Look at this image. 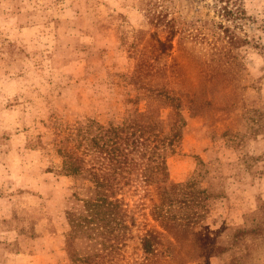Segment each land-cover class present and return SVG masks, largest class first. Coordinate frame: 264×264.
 <instances>
[{
    "label": "rangeland",
    "instance_id": "rangeland-1",
    "mask_svg": "<svg viewBox=\"0 0 264 264\" xmlns=\"http://www.w3.org/2000/svg\"><path fill=\"white\" fill-rule=\"evenodd\" d=\"M218 4L162 0L180 34L165 41L158 63L171 61L179 40L187 47L194 41L203 53L223 43L221 25L247 39L234 49L244 64L237 80L244 87V104L236 110L242 114L239 128L211 139L189 119L166 161L176 182L197 171L198 158L206 162L208 231L223 225L253 230L264 219L253 215L257 199L264 200V0H230L231 17L244 12L230 21L218 13ZM141 8L142 0H0V257L22 249L17 264H41L30 256L36 251L43 264H71L65 211L73 180L60 172L59 140L77 128L94 133L98 124L123 117L134 35L139 30L156 35ZM166 34L158 32L161 40ZM119 197L136 222L115 264H135L142 256L141 235L157 224L141 188L125 187ZM35 223L46 234L36 238V247L28 244ZM260 229L255 241L252 231L235 245L232 260L228 252L209 264H264V225ZM84 234L78 230L76 245Z\"/></svg>",
    "mask_w": 264,
    "mask_h": 264
},
{
    "label": "trees",
    "instance_id": "trees-1",
    "mask_svg": "<svg viewBox=\"0 0 264 264\" xmlns=\"http://www.w3.org/2000/svg\"><path fill=\"white\" fill-rule=\"evenodd\" d=\"M216 1L218 13L226 21L243 16V10H237L231 17L235 12L229 8L230 0ZM161 4L162 0H142V12L156 35L147 30L134 35L136 41L130 45L134 63L121 120L98 124L94 133L77 128L59 140L60 172L73 180L71 205L65 211L69 225L66 252L71 264H115L136 222L124 198L119 197L129 186L142 189L157 224L141 235L142 256L135 264H209L212 257L228 252L232 260L242 238L252 231L253 241L260 237L262 218L256 220L253 230L223 225L216 232L208 231L205 225L211 201L209 186L203 183L209 173L206 162L198 158L197 171L176 182L169 176L166 161L189 119H196L199 129L211 139L237 132L242 114L236 110L244 104V87L237 80L244 64L234 49L249 42L221 25L223 43H213L203 53L194 41L187 47L179 40L171 61L160 64L165 41L172 42L180 34ZM158 32L167 33L164 40ZM135 179L139 184L134 185ZM257 201L253 215L264 217V200ZM37 223L28 235V244L35 247L36 238L46 235L37 229ZM79 229L85 234L76 245ZM223 232L225 236L220 237Z\"/></svg>",
    "mask_w": 264,
    "mask_h": 264
},
{
    "label": "crops",
    "instance_id": "crops-1",
    "mask_svg": "<svg viewBox=\"0 0 264 264\" xmlns=\"http://www.w3.org/2000/svg\"><path fill=\"white\" fill-rule=\"evenodd\" d=\"M24 250H22L20 253L14 255V256H9L3 260H0V264H17V261H14V258H20V256H23ZM32 255V256H31ZM30 256L32 258H36V263H41L43 264V260H44V256L42 253L39 252H33L32 254H30ZM20 261V260H18ZM19 264H27V263H19Z\"/></svg>",
    "mask_w": 264,
    "mask_h": 264
}]
</instances>
